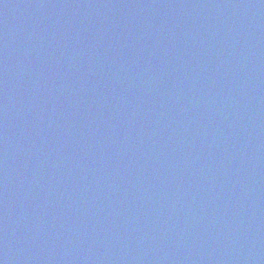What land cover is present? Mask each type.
Here are the masks:
<instances>
[{
    "label": "water",
    "instance_id": "95a60500",
    "mask_svg": "<svg viewBox=\"0 0 264 264\" xmlns=\"http://www.w3.org/2000/svg\"><path fill=\"white\" fill-rule=\"evenodd\" d=\"M0 264H264V0H0Z\"/></svg>",
    "mask_w": 264,
    "mask_h": 264
}]
</instances>
